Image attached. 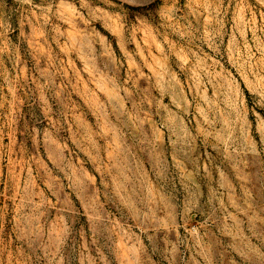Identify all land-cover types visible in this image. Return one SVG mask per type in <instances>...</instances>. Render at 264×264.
<instances>
[{
	"label": "rangeland",
	"instance_id": "374dc122",
	"mask_svg": "<svg viewBox=\"0 0 264 264\" xmlns=\"http://www.w3.org/2000/svg\"><path fill=\"white\" fill-rule=\"evenodd\" d=\"M0 264H264V0H0Z\"/></svg>",
	"mask_w": 264,
	"mask_h": 264
},
{
	"label": "crops",
	"instance_id": "0c3cea01",
	"mask_svg": "<svg viewBox=\"0 0 264 264\" xmlns=\"http://www.w3.org/2000/svg\"><path fill=\"white\" fill-rule=\"evenodd\" d=\"M170 112V116L166 115L162 119L164 125L158 133L147 134L148 140L152 141L149 147L158 155H164L165 169L182 172V188L191 190L188 194L186 192V196H196L197 189L200 187L198 173L200 171L220 172V165L215 163L213 147L211 146L212 149L204 147L198 134L186 125V119H180L173 109ZM211 178L214 179L213 175ZM219 194L223 197L222 192L218 191V197Z\"/></svg>",
	"mask_w": 264,
	"mask_h": 264
}]
</instances>
